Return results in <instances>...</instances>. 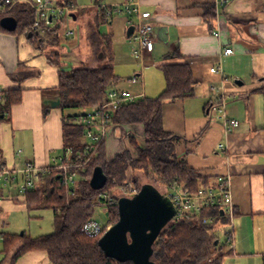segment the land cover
<instances>
[{"label": "crops", "instance_id": "1", "mask_svg": "<svg viewBox=\"0 0 264 264\" xmlns=\"http://www.w3.org/2000/svg\"><path fill=\"white\" fill-rule=\"evenodd\" d=\"M133 1L153 19L155 45L145 56L146 62L160 65L179 50L197 80L194 96L163 104L164 128L180 136L177 155L211 182L219 175L231 176L236 217L234 248L229 247L228 256L237 264H264V95L255 91L264 86V0H228L218 6L217 0ZM103 2L94 0L96 5L88 7L73 0L75 22L81 20L86 28L78 13L87 16L90 9ZM205 3H214L217 8L212 26L203 19ZM67 24V20L61 24V41L75 46L82 34L67 37ZM131 27L127 17L116 15L102 24L101 32L131 39ZM29 38L25 31L15 35L0 29V89L23 90L22 102L9 113L10 121L0 123V167L21 169L30 161L44 171L65 152L63 110L51 104L61 98L60 68ZM225 48H232V53H224ZM76 57L77 62L89 66L98 64L89 53ZM213 67H220V71L212 72ZM61 68L69 69L64 65ZM132 81L138 84L139 78ZM117 88L134 93L120 82ZM144 91L143 84L141 92L146 97ZM225 117L240 121L230 133L225 130ZM142 133L141 126L114 124L106 138L108 156L112 158L125 149L132 135L143 140ZM6 186L0 184V209H10L19 200L25 202L24 193L17 187L22 198H5ZM2 253L0 264H8ZM17 264L53 263L43 250L23 254Z\"/></svg>", "mask_w": 264, "mask_h": 264}, {"label": "trees", "instance_id": "2", "mask_svg": "<svg viewBox=\"0 0 264 264\" xmlns=\"http://www.w3.org/2000/svg\"><path fill=\"white\" fill-rule=\"evenodd\" d=\"M60 4H73V0H57ZM4 0H0V6ZM203 19L211 26L217 17L214 3L202 4ZM3 16H13L17 20L15 30H9L0 24L3 32L15 35L32 29L36 19L35 10L27 4H18ZM109 21L104 9L97 11L89 22L87 44L91 56L97 58L95 66L78 65L70 70L62 69L60 50L47 53L43 43L47 40L58 45L61 36L54 30H46L43 35L29 36L30 41L40 50L46 52L48 60L59 67L60 107L63 110L64 156L68 149L72 151L68 158L78 162V153L84 152L86 144L84 115L88 110L101 106L107 100L111 89L120 82L115 72V55L112 49V36L101 32L103 23ZM171 59H181L177 62ZM103 62V64H101ZM165 77V88L155 98L144 97L127 103L115 110L112 120L114 124L130 125L143 128V140L137 135L128 139L125 149L110 158L106 140L98 144L97 151L92 154L88 164L77 168L80 179L71 188L63 185L59 170L52 165L45 172H40L36 187L24 193L25 203L29 208H51L54 210L55 230L37 237L0 232L3 239L4 263L17 264L18 259L29 251H43L48 254L53 264H133L131 261L121 262L107 256L99 243L100 236L90 237L82 232L84 224L93 218L95 204L99 202V194L108 187H125L129 175L138 190L145 185H153L162 194L173 185L185 184L189 191L195 192L202 186L213 184L208 177L180 159L176 152V144L180 136L167 131L163 125V107L168 100L189 98L195 95L197 80L190 62L184 60L179 50L159 65ZM0 95V123L10 121L11 109L22 102V89L3 90ZM264 95V86L256 89ZM86 109L84 114L67 115L68 109ZM264 128V127H263ZM1 151V150H0ZM97 166L105 171L108 180L103 189L95 190L90 186V179ZM130 173V174H129ZM141 176H145L151 184H142ZM152 186V187H153ZM71 189V190H70ZM125 197H128L124 195ZM109 207L108 216L114 224L119 220V200ZM216 214L223 220L219 210H206L200 219H189L180 223L170 222L160 233L153 246L152 260L156 264H223L226 255L225 247L220 243L218 225L204 224L203 215ZM218 222V221H217ZM216 241L217 244L215 243Z\"/></svg>", "mask_w": 264, "mask_h": 264}, {"label": "built area", "instance_id": "3", "mask_svg": "<svg viewBox=\"0 0 264 264\" xmlns=\"http://www.w3.org/2000/svg\"><path fill=\"white\" fill-rule=\"evenodd\" d=\"M228 0H217L218 5H224ZM18 4H27L36 12V19L32 29H26L29 36L43 35L46 30H54L60 34L61 24L66 20L75 22L74 4H60L56 0H4L0 6V14L8 12L12 7ZM98 10L104 9L108 18H113L116 15H124L128 22L134 28L131 35L134 47L132 53L137 58H145L148 53H151L154 48V26L151 15L142 10L140 5L133 0H127L122 5L113 6H96ZM215 34H219L218 32ZM67 37H79V32L73 28L65 30ZM232 48H225L224 53H232ZM212 72L220 71V67L211 68ZM137 80V78H134ZM108 93L107 100L104 104L94 107L87 111L84 115L83 123L85 124L86 144L84 152L78 153L80 161L75 162L68 158L71 155V149H68L65 156L62 155L52 160L53 166L59 170V176L63 185L69 188L74 186L77 181V168L82 167L90 161L93 153L97 150L98 144L106 140L109 132L113 128L114 123L112 116L119 107L124 104L137 101L144 98V93H132L128 90L113 88ZM0 95H4L0 90ZM221 111H225V105L222 104ZM225 130L230 133L234 131L240 124V121L235 118H224ZM220 147H224L222 144ZM47 170V169H46ZM40 170L33 162H27L21 169L0 167V184L12 185L17 187L21 193L36 187V180L39 177ZM71 190V189H70ZM125 194L128 197H133L139 190L133 183L132 179L126 181L124 187ZM163 195L167 197L175 208V215L171 222L180 223L189 219H200L202 213L206 210H219L222 213L223 220H218L216 214L203 215L202 221L204 224H217L220 228H224L227 242L230 244V249L234 248V232L236 217V206L233 199L232 179L229 175H219L212 185L202 186L197 191L192 192L186 188L185 184L173 185L163 191ZM116 195L110 189H104L99 194V203L106 206L107 212L109 207L115 202ZM218 221V222H217ZM110 220L103 224L95 219L87 221L82 232L90 237H102L107 230L112 227Z\"/></svg>", "mask_w": 264, "mask_h": 264}, {"label": "rangeland", "instance_id": "4", "mask_svg": "<svg viewBox=\"0 0 264 264\" xmlns=\"http://www.w3.org/2000/svg\"><path fill=\"white\" fill-rule=\"evenodd\" d=\"M57 1V0H56ZM104 2L101 3L103 6H110L113 5H122L127 0H118L121 2L112 3V1L116 0H103ZM58 2V1H57ZM80 5H86L89 7L95 6L94 0H77ZM99 4V5H101ZM78 10V8H77ZM80 12V11H79ZM88 12V11H87ZM97 14V9L92 8L89 10V14L87 16L84 13H78L84 19V25H82V21L80 22H71L68 21L67 27L73 28L81 32V37L78 38V44L72 46L70 42L60 41L58 45H52L47 42V40L42 44L43 48L47 53L52 52V50H60L62 54V62L64 63V67H69L70 70L73 66L82 65L83 63L77 62V56H81L83 54L84 57H87L88 53L91 56L90 48L87 44V40L85 37V32L88 30L89 22L92 20L94 15ZM63 31V30H62ZM26 32V31H25ZM88 32V31H87ZM63 37V35H62ZM76 40L77 38H73ZM81 50L80 53H77L76 50ZM80 47V48H79ZM134 42L132 39H129L125 36L122 38H114L112 36V49L115 55V72L120 78V84L124 86H129L127 89H131L134 91L135 94L143 91V84H144V92L146 93V97L155 98L159 96L162 90L165 87L166 81L163 74V71L159 67L157 62H153L148 64L145 58H137L133 53ZM79 54V55H78ZM92 59L97 61V58L92 55ZM147 59V58H146ZM86 61V60H85ZM85 63V62H84ZM103 64V62L101 63ZM83 65H89L87 63ZM138 73H142L139 78V83L133 85V79L137 76ZM137 78V79H138ZM162 88H161V87ZM159 91L158 94H155V91ZM162 89V90H160ZM86 109L79 108V109H68L65 110L67 115H75V114H84L86 113ZM139 141L142 140L139 138ZM130 174V173H129ZM131 174L129 175V179H131ZM77 180L80 179V176L76 178ZM142 184H151L145 176H141ZM152 185V184H151ZM153 186V185H152ZM4 187V186H3ZM5 188V187H4ZM12 185L6 186L5 198L15 197V198H22L21 194L17 191L18 189H14ZM107 189H110L116 197H124L125 190L122 186H111ZM93 219L98 220L99 222L106 224L109 221V216L107 212V208L102 203L97 202L95 204V211L93 214ZM54 210L51 208H36L31 207L29 208L27 204L23 201H16L14 206L10 209L4 208L0 209V232H9L15 234H22L26 233L28 237H37L43 234H49L54 232ZM114 225L113 222H111ZM218 236L220 239V243L224 245L225 252L229 250L230 244L227 242V236L225 235L224 228H218ZM3 239L0 235V257H2V249H3ZM228 256V255H226ZM223 264H237L236 259L234 257L228 256L223 260Z\"/></svg>", "mask_w": 264, "mask_h": 264}, {"label": "water", "instance_id": "5", "mask_svg": "<svg viewBox=\"0 0 264 264\" xmlns=\"http://www.w3.org/2000/svg\"><path fill=\"white\" fill-rule=\"evenodd\" d=\"M0 24L9 30H15L17 20L13 16H5ZM133 29L130 28V35ZM60 103V100L51 102L53 106ZM107 180L103 168L97 166L90 179V186L96 191L103 189ZM118 205L119 220L100 238L101 248L113 260L156 264L152 260L153 246L175 215L172 202L154 186L145 185L133 197H121Z\"/></svg>", "mask_w": 264, "mask_h": 264}]
</instances>
